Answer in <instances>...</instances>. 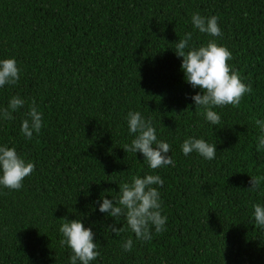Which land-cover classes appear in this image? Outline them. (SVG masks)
<instances>
[{"label":"trees","instance_id":"1","mask_svg":"<svg viewBox=\"0 0 264 264\" xmlns=\"http://www.w3.org/2000/svg\"><path fill=\"white\" fill-rule=\"evenodd\" d=\"M216 15L222 37L193 29L191 15ZM186 32L199 46L228 47V61L251 85L237 106L214 109L211 126L195 107L175 44ZM21 68L14 86L0 89V107L25 100L0 121V143L35 164L19 190L0 189V264H68L61 246L64 218L91 226L100 255L93 264H264V230L252 205L264 203V151L256 119L264 118V0H0V58ZM42 128L31 140L20 131L32 102ZM151 117L158 139L171 145L172 165L149 169L122 148L132 136L126 114ZM195 135L216 143V157L185 156ZM159 174L165 231L137 241L98 210L133 176ZM251 178L259 182L251 187ZM131 237L132 250L124 251Z\"/></svg>","mask_w":264,"mask_h":264},{"label":"clouds","instance_id":"2","mask_svg":"<svg viewBox=\"0 0 264 264\" xmlns=\"http://www.w3.org/2000/svg\"><path fill=\"white\" fill-rule=\"evenodd\" d=\"M193 29L210 37H222L223 33L216 15L204 16L199 12L191 15ZM192 32H186L175 44V52L182 57L181 69L184 78L192 88L199 91L191 96L195 107L203 109L205 120L216 126L220 123V115L214 109L226 105L237 106L241 98L250 93V84L243 81L235 68L228 63L232 53L227 46L216 39H209L199 46L192 43ZM21 68L15 57L0 58V89L14 86L20 80ZM25 104V100L13 95L6 107H0V121L10 120L13 113ZM21 121L20 131L23 136L31 140L34 133L42 128L43 114L33 101ZM127 131L132 136L129 143L122 148L126 153L139 152L143 156L149 169L155 170L173 164L170 153L171 145L158 139L157 129L151 117H145L140 111H129L126 114ZM255 125L260 135L255 145L256 151H264V118L256 119ZM180 151L188 156L196 153L205 160L216 157V143L208 142L195 135L184 139L180 144ZM35 164L18 154L15 147L0 143V189L19 190L23 187L25 177L32 174ZM164 180L159 174L145 173L143 176H133L130 182L119 185L116 196L109 199L101 195L97 201L98 210L117 222L123 217L122 227L110 225L108 229L119 236L125 231L124 225L130 230L137 241H150L154 234L165 231L167 216L162 214V197L160 188ZM259 182L251 178V187L257 188ZM254 223L264 230V203L252 205ZM61 246L71 250L68 264H93L100 255L98 243L94 240L91 226H85L82 219H63L59 226ZM134 241L131 237L124 240L122 249L131 251Z\"/></svg>","mask_w":264,"mask_h":264}]
</instances>
